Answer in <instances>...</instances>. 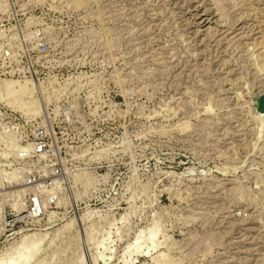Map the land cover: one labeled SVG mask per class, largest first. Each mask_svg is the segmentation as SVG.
<instances>
[{
	"label": "rangeland",
	"instance_id": "rangeland-1",
	"mask_svg": "<svg viewBox=\"0 0 264 264\" xmlns=\"http://www.w3.org/2000/svg\"><path fill=\"white\" fill-rule=\"evenodd\" d=\"M263 95L264 0H0V264H264Z\"/></svg>",
	"mask_w": 264,
	"mask_h": 264
},
{
	"label": "built area",
	"instance_id": "built-area-1",
	"mask_svg": "<svg viewBox=\"0 0 264 264\" xmlns=\"http://www.w3.org/2000/svg\"><path fill=\"white\" fill-rule=\"evenodd\" d=\"M44 145H37L36 147H34V151L36 152V153H41V152H43L44 151ZM46 182V184L44 185V188H45V190H46V188H50V189H52V182H49V181H45ZM46 195H47V201L49 200L50 201V205L51 204H54V197L52 196V194H51V190L49 191V190H47V192H46ZM38 198L39 197H35V198H33L32 200H31V211H32V217H38L39 215H41L42 213H41V206H40V202H39V200H38Z\"/></svg>",
	"mask_w": 264,
	"mask_h": 264
},
{
	"label": "water",
	"instance_id": "water-1",
	"mask_svg": "<svg viewBox=\"0 0 264 264\" xmlns=\"http://www.w3.org/2000/svg\"><path fill=\"white\" fill-rule=\"evenodd\" d=\"M256 109L259 113L264 114V95L258 99Z\"/></svg>",
	"mask_w": 264,
	"mask_h": 264
},
{
	"label": "bare ground",
	"instance_id": "bare-ground-1",
	"mask_svg": "<svg viewBox=\"0 0 264 264\" xmlns=\"http://www.w3.org/2000/svg\"><path fill=\"white\" fill-rule=\"evenodd\" d=\"M262 117V116H261Z\"/></svg>",
	"mask_w": 264,
	"mask_h": 264
}]
</instances>
